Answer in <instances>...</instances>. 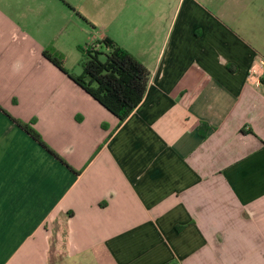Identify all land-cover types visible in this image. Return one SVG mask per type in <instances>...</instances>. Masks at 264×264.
I'll return each instance as SVG.
<instances>
[{
    "label": "crops",
    "instance_id": "0c3cea01",
    "mask_svg": "<svg viewBox=\"0 0 264 264\" xmlns=\"http://www.w3.org/2000/svg\"><path fill=\"white\" fill-rule=\"evenodd\" d=\"M18 2L0 0V264H264V0L144 3L125 48L149 81L120 124L45 57L82 72L55 37L31 62L8 49Z\"/></svg>",
    "mask_w": 264,
    "mask_h": 264
},
{
    "label": "rangeland",
    "instance_id": "374dc122",
    "mask_svg": "<svg viewBox=\"0 0 264 264\" xmlns=\"http://www.w3.org/2000/svg\"><path fill=\"white\" fill-rule=\"evenodd\" d=\"M151 1L162 0H19L16 21L20 29L7 47L20 51L18 55L24 56L21 59L31 62L34 51L41 52L44 43L55 37L56 45L67 56L69 68L80 72L79 47L111 37L131 49V43L142 34L134 32L132 22L145 17L141 7Z\"/></svg>",
    "mask_w": 264,
    "mask_h": 264
},
{
    "label": "trees",
    "instance_id": "16d2710c",
    "mask_svg": "<svg viewBox=\"0 0 264 264\" xmlns=\"http://www.w3.org/2000/svg\"><path fill=\"white\" fill-rule=\"evenodd\" d=\"M82 72L70 74L64 67L65 56L52 44L44 55L66 73L89 95L113 113L122 123L142 101L149 81V70L128 49L111 37L95 40L79 47ZM16 123L35 140L45 146L34 121Z\"/></svg>",
    "mask_w": 264,
    "mask_h": 264
}]
</instances>
